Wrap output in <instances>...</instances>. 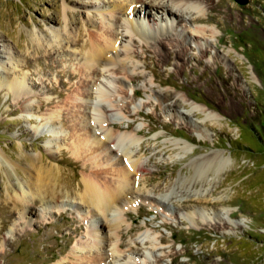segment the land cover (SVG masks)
I'll return each instance as SVG.
<instances>
[{
	"label": "rangeland",
	"instance_id": "rangeland-1",
	"mask_svg": "<svg viewBox=\"0 0 264 264\" xmlns=\"http://www.w3.org/2000/svg\"><path fill=\"white\" fill-rule=\"evenodd\" d=\"M212 1L217 4L219 0ZM223 1L227 7L216 11L215 22L181 18L163 21L164 14L151 11L156 18L151 35L140 33L139 27L147 26L140 9L139 16L121 14L137 21L134 29L138 34L133 39L125 38L135 61L131 57L129 63L133 67L129 64L127 71L111 69L101 78L126 114H119L124 120L117 130L138 136L141 144L133 157L144 160L146 170L133 176L136 192L129 198L131 203L126 200V210L120 213L124 221L109 234L110 241L105 245L102 241L104 256L120 242V260L131 253L135 264H264V0H248L244 4ZM114 3L0 0V62L3 59L9 65L4 51H10L18 62L12 66L10 77L24 79L23 89L14 83L4 85L0 79V264H72L85 254L75 246L86 240L91 217L76 193L80 191L82 175L94 170L91 151L95 143L90 141L91 149L86 146L76 154L73 135H83L84 129L76 119L82 113L74 111L70 100L75 92L80 93V80L93 82L91 74L78 72V49L87 38L86 33L94 29L86 20L94 15L98 21L99 9H108ZM202 6L204 19L209 10L204 3ZM69 11L76 19L68 26ZM200 25L212 28L213 33L201 34L195 40L185 34ZM78 29L82 31L80 46L51 45L53 30L66 39ZM168 34L186 36V53L177 60L183 66L176 67L173 61L160 64L159 75L154 77L145 63L152 60L143 61L141 45ZM73 70L79 74L68 77ZM132 71L140 74L133 81L127 76ZM117 76L126 78L128 85L124 89L112 79ZM173 76L176 85L169 81ZM60 79L68 80L70 86L60 85ZM155 91H167L169 95L158 99ZM40 101L48 103L40 106ZM201 105L206 106L207 112L217 113L220 124L197 110ZM54 116L56 125L52 126ZM202 130L204 140L196 135ZM178 145L194 147L182 151ZM216 151L230 155L231 160L217 174L213 170L204 174L209 180L206 195L213 200L160 198L170 187L182 189L179 178L187 183L193 175L194 158ZM30 154L37 156L34 161ZM100 156V166L107 169L110 164L104 161V152ZM28 181L40 182L32 186V191L41 197L30 196L24 203L13 199L10 184L14 182L19 189ZM198 181L197 188L201 186ZM55 201L63 203L58 206L62 212L51 206L42 210ZM202 206L211 208L212 213L199 228L180 213ZM22 207L28 211L24 217L19 212ZM215 219L228 220L227 227L218 228ZM105 229L99 232V238L108 235Z\"/></svg>",
	"mask_w": 264,
	"mask_h": 264
},
{
	"label": "bare ground",
	"instance_id": "bare-ground-1",
	"mask_svg": "<svg viewBox=\"0 0 264 264\" xmlns=\"http://www.w3.org/2000/svg\"><path fill=\"white\" fill-rule=\"evenodd\" d=\"M113 1H115V3L112 5V7L103 10L99 9V13H100L99 14L100 17L98 20L99 23H97L98 22L97 19L93 18L94 15L90 16V18L86 20V23H90L94 27V29L86 33L87 38L85 37L86 39L84 40L80 49H78L77 47L78 52L75 50L77 53H79L80 51L81 54L80 61L78 60L79 61L78 72L91 74V77L93 78V82L90 83V81L87 79L80 80V87H79L80 93L77 94V92H75L72 95V99L70 100L71 106L73 107L74 111H81L82 113V116L76 119H78V123L81 124L80 128L84 129L83 135L77 133L74 134L73 137L76 143L77 155L79 154V150L81 148L85 149L86 146H88L87 148L88 150L92 148V147L90 148L91 144L89 145L90 141H93V143H95L93 146V148L95 149L91 151L92 153L95 154V155L93 154V156L91 157V160L95 167L91 173L87 175L84 174L82 175L81 178L82 185L80 186V191L76 193L77 197L80 198V201H83L86 204L84 207L81 205H76V206L79 208L83 207L86 213L90 215L91 219L90 221L87 222L86 240L81 241L78 245L75 246V249L81 250L82 252L84 251L85 254L82 255L80 259L73 261L72 264H135L134 263L135 256L131 253L127 255L126 259L123 258L122 261L120 260L119 256L121 255L119 254L121 252L120 253L117 252V245L120 246V244H122L120 242H116V244L114 243L115 246L110 247V253L107 254L106 256H104L103 250H101L102 247L104 248L106 242L110 241L109 234L111 235L112 230L118 227L119 224L124 221V218L120 215V213L121 211L126 210L125 208V203L127 202L126 200H128L129 203H131L129 198L133 194V192H136L133 191V187H135V185L137 184L136 180L133 179V176L146 170L144 160H142L141 158L133 157V153L137 151V148H140V144H141L140 139L138 138L137 135L135 136V134H128L126 132L122 133L119 131L120 127L122 126L121 124L124 120V117L120 116L119 114L120 113L124 115L126 114L122 110V106L118 104L117 98L116 97L113 98L111 93H109V90L105 89V87H107L105 83L106 81L104 82L101 78V76L104 75L106 71H109L111 69L114 70L116 69L120 71L126 70L128 65L130 64L129 63L130 58L132 57L131 60L135 58V57L133 58L132 56L134 51L131 49L129 45L130 43L127 41L128 39L125 40V38L131 37L133 39V36L138 34L137 32L138 30L134 29L135 27L134 23H137V21L135 22L132 21L131 19L127 20L126 18H123L122 17L123 13L132 16H139V9H140V12H142V17L144 20H146L148 26V27L140 26L139 27L140 33L141 34L147 33L151 35L155 31L154 25L156 24V18H154L153 13H151V11L162 15L164 14L165 17L164 19H162L163 21H167L166 19L168 18L169 19L181 18L182 20L185 19L187 21H195V22L203 21V20L215 22V19L217 17V16L215 17L216 11H220L222 9L221 7H227L226 2H224L223 0H219L217 4L213 3L212 0H113ZM203 3L209 10L207 16H205L204 19L201 17V12L203 10L202 9ZM67 14H68L67 15L68 19L66 25L69 26L70 24L74 23L76 17L75 14L71 13L70 11L67 12ZM166 27H167V23H166ZM75 32L76 33H73L71 37L66 36L65 39L61 35V33L59 34L58 31L53 30L52 33L54 35V42L52 43L50 42V43L52 46L58 45L59 47L79 45L78 43L80 39L79 35L82 33V31L78 29V31L75 30ZM207 32L212 34L213 33L212 28L200 25V26H195L194 30L188 32L185 31V34L186 35L188 34V36L192 40H195L199 38L201 34L207 35ZM184 37L186 36L184 35L183 38H179L174 34H168L163 37H158L154 43H150V44L142 43L141 45L142 49L140 54L141 56L144 57L143 61L144 59L152 60L151 62H148L149 61L148 60L145 63L153 70L154 77H158L159 75L157 72V67L160 64H167V62L173 61L176 67L181 68L183 66V62H178L177 60L183 58V56L186 53V46L184 42H186L187 40ZM4 53L8 54L6 57L9 59L7 60L9 65H6L7 63L5 64V61L1 59L0 79L2 80V82H4V85L10 86L14 83L16 84L18 89H23L24 86L23 76L17 78L13 77V79L12 76L10 77L12 66L14 67L18 63L16 58L12 56L10 51L7 52L4 51ZM133 61H135V59ZM131 67H133V64L131 65ZM77 74H79L77 73V71L74 70L69 71L68 77L75 78ZM124 76L112 77V79L115 80L116 84H118L119 87H121V89H124L128 85L126 78ZM127 76H129L130 80L133 81L137 77H139L140 74L135 72L133 73L132 71V73H130ZM159 81L160 83L162 82V80ZM169 81L170 83L176 85V79L174 76L171 77ZM99 82L104 84V86L100 85ZM59 83L60 85L63 86L66 85L67 87L70 86L69 81L66 79L65 80L60 79ZM214 87L215 85L213 84V88ZM56 91L59 94H62L61 90L60 91L56 90ZM166 95L167 96L169 95L167 91L163 93L155 91V97H157L158 99H162V97ZM47 103H48L47 101H40V106H44ZM175 103L176 100L174 104ZM198 109L202 113L205 112L206 118L210 119L211 121L214 120L216 124H220L221 118L217 113L214 114L211 111L207 112L209 110L204 105H201L200 107L197 108V110ZM55 117L56 116L52 117L51 119L52 126L56 125ZM61 117L62 120L65 119L62 115ZM94 121L96 122L95 127L99 129L98 132L94 127ZM108 125H111L112 127L108 128ZM196 135L197 138H199L200 140H204V138H206L205 132L203 130L199 131ZM175 143L177 144L179 142L176 141ZM178 146L182 148V151L187 150V147L188 148L194 147L193 145H191L190 147L187 145H178ZM101 152H104V156H103L105 157L104 161L108 160V162L106 163L110 164L107 169H104V167H101L100 166L101 164H99V159L101 158L100 156ZM114 154H118L119 157L117 156L114 157L115 156ZM30 156L33 161L37 157L33 154H30ZM230 160H231L230 155H226L225 153L220 151H216L209 156L194 158V160H192L191 163V169L193 170V175L189 179L187 178L186 184H185L186 180L184 178L183 179L179 178L178 186L179 187L182 186V189L180 190L175 187H170L168 192L165 195L163 194L162 196H160V198L162 197L164 199L171 200L172 197L180 196V198L182 199L183 197L184 198L194 197V198H203L205 200H213L210 197V195H206V193L209 194V191L207 190L208 188L205 185L209 183L208 182L209 180L207 179V177L204 178V174L209 170H213L217 174L218 171L223 170V168L228 164V161ZM107 174H109V176H107ZM140 176L142 175L140 174ZM198 179L200 180L201 183V186L199 188L196 187V182H199ZM30 181H28L26 185L21 184L19 186V189L15 188L16 186L14 185L15 184L14 182L10 184L9 187L12 188L10 192L12 194V198L16 199L20 203H24L28 201L30 196L41 197V195L35 192V190L32 191L33 190L32 186L36 185L38 182L35 183ZM181 191L186 193L182 194L180 193ZM166 195L169 196L171 195V197L169 196L166 197ZM220 198L221 195L215 197V200L216 199L218 200ZM70 201L71 200H69V203ZM51 204H46L45 206H43L42 210L44 211L47 209L46 207L51 206L52 209L58 211L59 210L58 206L63 205V203H60L58 201H55ZM22 208L23 209L19 210V212L23 214L22 217H24L25 212L28 211H26L27 207H25V209L24 207ZM222 208L223 207H221V209ZM221 209L218 210L219 213H221ZM60 212L62 211L59 210V213ZM229 212L230 210L227 208V213L229 214ZM180 213L183 214L186 218H188L191 223H194L195 226H197V228H199V225L202 223L201 221L207 220L206 218H208V216L211 215L212 212H211V208H204V206H202L197 209L193 208L185 211L182 210V212ZM227 223L228 220L218 221L215 219V224L218 225V228H220V226L223 227L226 226ZM104 228L107 229L108 235L106 233L104 238L102 237L99 238L98 237L99 232L102 233ZM97 232L98 234H96ZM102 241L104 242L103 243L104 245L102 244ZM130 250L132 249H129V251ZM134 252L138 254L137 250ZM57 264H64V263L63 261H60Z\"/></svg>",
	"mask_w": 264,
	"mask_h": 264
},
{
	"label": "water",
	"instance_id": "water-1",
	"mask_svg": "<svg viewBox=\"0 0 264 264\" xmlns=\"http://www.w3.org/2000/svg\"><path fill=\"white\" fill-rule=\"evenodd\" d=\"M239 3H242V4H244V3H246L248 0H237Z\"/></svg>",
	"mask_w": 264,
	"mask_h": 264
}]
</instances>
